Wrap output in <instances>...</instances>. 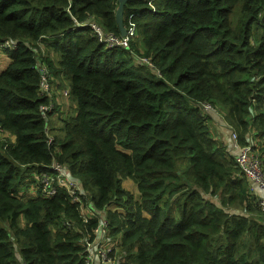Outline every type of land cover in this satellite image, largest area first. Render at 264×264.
Wrapping results in <instances>:
<instances>
[{
	"label": "trees",
	"instance_id": "obj_1",
	"mask_svg": "<svg viewBox=\"0 0 264 264\" xmlns=\"http://www.w3.org/2000/svg\"><path fill=\"white\" fill-rule=\"evenodd\" d=\"M117 6L0 0V42L16 43L0 69V129L14 139H0V264H84L101 214L117 264H264V212L200 106L264 166V0H127L129 49L77 26L93 18L118 36ZM42 67L74 104L54 119L58 133L48 119L65 103L40 91ZM54 162L86 192L91 218L58 188L41 196Z\"/></svg>",
	"mask_w": 264,
	"mask_h": 264
},
{
	"label": "built area",
	"instance_id": "obj_2",
	"mask_svg": "<svg viewBox=\"0 0 264 264\" xmlns=\"http://www.w3.org/2000/svg\"><path fill=\"white\" fill-rule=\"evenodd\" d=\"M87 26L95 37L98 43L104 46L106 49L124 48L129 49V44L133 38H135L134 25L129 23L125 36L114 35L106 33L103 28L93 19L90 18L82 24L77 26ZM16 43L10 40H4L0 42V51L7 50L11 52L15 49ZM135 62L150 68L152 72L160 77V73L156 70L151 61L144 57H135ZM41 74L40 91L44 95L50 93V84L48 83V75L45 69L42 67L39 70ZM66 94V93H65ZM67 95V94H66ZM204 112L213 110L210 105L203 103L200 105ZM53 105L49 103L46 106L40 107V113L43 118L51 112ZM47 131V130H46ZM8 138L11 141L13 137H10L7 133L0 129V139ZM51 138H48L50 141ZM231 139L234 142L237 154L235 157V163L241 170L247 181L249 182V189L257 188L259 197L256 199L257 207L264 212V166L258 152L253 145H237V138L234 133H231ZM47 172H43L39 175L37 181L41 186L40 194L42 197L48 198L56 194L57 188L64 191L70 199V202L76 204L79 207V211L83 217L91 218L90 204L86 205V192L82 189L79 182L72 181L69 178L68 170L54 162L49 166ZM36 178V177H35ZM78 232H80L78 230ZM90 235L83 238L82 247L84 249V264H117L118 259L116 252H118V239L112 240L108 237V224L101 214L97 227L93 231V239L89 240Z\"/></svg>",
	"mask_w": 264,
	"mask_h": 264
},
{
	"label": "rangeland",
	"instance_id": "obj_3",
	"mask_svg": "<svg viewBox=\"0 0 264 264\" xmlns=\"http://www.w3.org/2000/svg\"><path fill=\"white\" fill-rule=\"evenodd\" d=\"M0 54L3 57V60L1 61L2 63H0V66H2V68H3L8 63L7 62V60H8V58H7L8 51L7 50H4ZM151 77L152 78H154V77L157 78V76L155 74H154V76H151ZM50 89H51L52 92H54L55 98H57V99L60 98L62 100H65V105H64V108L62 109L63 112L60 110L59 112H57V116L56 117L53 116V117H51V118L48 119V121H49L48 129L53 126L54 127V133H58L59 132V130H58L59 124L55 126L54 119H58L57 117L63 118L66 115L67 111L69 109H71V108L74 107V104L67 98V96L65 94V91H64V90H67L68 89V85H66V86L64 85L62 87H59V86H57L56 81L53 80V83L50 84ZM55 91H57L58 93H56ZM32 176H35V174L33 173ZM28 188H29V192L27 191L28 192V195H33L34 194L33 192H34L35 187L29 186ZM123 188L126 191L130 192L134 197H136L138 195V192H137V190L135 188V185H134V183L131 180H129L126 183H124ZM21 191L22 192H25V187H22ZM92 191L94 192L95 189L92 188ZM20 195H21V193H20Z\"/></svg>",
	"mask_w": 264,
	"mask_h": 264
},
{
	"label": "crops",
	"instance_id": "obj_4",
	"mask_svg": "<svg viewBox=\"0 0 264 264\" xmlns=\"http://www.w3.org/2000/svg\"><path fill=\"white\" fill-rule=\"evenodd\" d=\"M2 60H3V57L0 54V63H2L1 62ZM1 68L2 66H0V69ZM55 92L58 93L57 91ZM52 94L54 95V92H52ZM53 101L55 104H59V105H63L65 103V100H62L60 98L57 99L55 97ZM209 114L211 116L210 126H211L212 135L214 136L216 140H218L219 142L227 146L229 154H231V156L235 159L236 154H237V149H236L234 142L231 139V131L229 129V126L224 122L222 115L217 114L213 110H210ZM127 181L129 180H124L122 182V185L124 186V183H126ZM252 193L256 196V198L259 197V192L257 188L253 187ZM95 264H98V263L95 262Z\"/></svg>",
	"mask_w": 264,
	"mask_h": 264
},
{
	"label": "water",
	"instance_id": "obj_5",
	"mask_svg": "<svg viewBox=\"0 0 264 264\" xmlns=\"http://www.w3.org/2000/svg\"><path fill=\"white\" fill-rule=\"evenodd\" d=\"M126 1L127 0H117L118 6H117V9L115 11V23H116V26H117V29L119 31L120 36H125V33H126L125 27L123 25V8H124ZM69 178L72 181L78 182L71 175H69Z\"/></svg>",
	"mask_w": 264,
	"mask_h": 264
}]
</instances>
